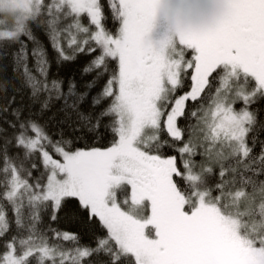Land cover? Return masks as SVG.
Masks as SVG:
<instances>
[{
    "label": "snow or ice",
    "instance_id": "1",
    "mask_svg": "<svg viewBox=\"0 0 264 264\" xmlns=\"http://www.w3.org/2000/svg\"><path fill=\"white\" fill-rule=\"evenodd\" d=\"M0 264H264V0H0Z\"/></svg>",
    "mask_w": 264,
    "mask_h": 264
},
{
    "label": "trees",
    "instance_id": "2",
    "mask_svg": "<svg viewBox=\"0 0 264 264\" xmlns=\"http://www.w3.org/2000/svg\"><path fill=\"white\" fill-rule=\"evenodd\" d=\"M66 71L75 74V72L77 71V69L76 68H69ZM70 211H71V209H70Z\"/></svg>",
    "mask_w": 264,
    "mask_h": 264
}]
</instances>
